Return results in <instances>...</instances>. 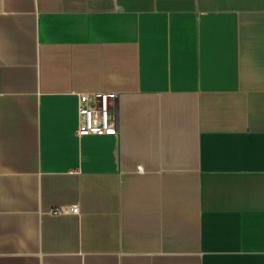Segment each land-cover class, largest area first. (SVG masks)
<instances>
[{
    "label": "crops",
    "instance_id": "0c3cea01",
    "mask_svg": "<svg viewBox=\"0 0 264 264\" xmlns=\"http://www.w3.org/2000/svg\"><path fill=\"white\" fill-rule=\"evenodd\" d=\"M0 264H264V0H0Z\"/></svg>",
    "mask_w": 264,
    "mask_h": 264
},
{
    "label": "built area",
    "instance_id": "2783aa9c",
    "mask_svg": "<svg viewBox=\"0 0 264 264\" xmlns=\"http://www.w3.org/2000/svg\"><path fill=\"white\" fill-rule=\"evenodd\" d=\"M113 98H115L114 94L106 93L83 94L80 96L78 136L116 134L117 126L111 115V100ZM79 212L77 205L59 206L51 210L52 215L79 214Z\"/></svg>",
    "mask_w": 264,
    "mask_h": 264
}]
</instances>
